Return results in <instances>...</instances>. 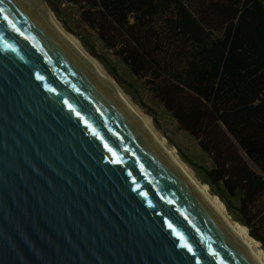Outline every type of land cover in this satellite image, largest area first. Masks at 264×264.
<instances>
[{"label": "water", "instance_id": "obj_1", "mask_svg": "<svg viewBox=\"0 0 264 264\" xmlns=\"http://www.w3.org/2000/svg\"><path fill=\"white\" fill-rule=\"evenodd\" d=\"M0 264H264L34 0H0Z\"/></svg>", "mask_w": 264, "mask_h": 264}, {"label": "trees", "instance_id": "obj_2", "mask_svg": "<svg viewBox=\"0 0 264 264\" xmlns=\"http://www.w3.org/2000/svg\"><path fill=\"white\" fill-rule=\"evenodd\" d=\"M47 2L126 93L145 108L146 86L197 141L202 162L170 139L264 250V0Z\"/></svg>", "mask_w": 264, "mask_h": 264}, {"label": "rangeland", "instance_id": "obj_3", "mask_svg": "<svg viewBox=\"0 0 264 264\" xmlns=\"http://www.w3.org/2000/svg\"><path fill=\"white\" fill-rule=\"evenodd\" d=\"M49 6V4H48ZM61 7L62 9V15L63 17H65V19H67L69 21V23L72 24L73 27H75V29H80L81 30V26L79 23V11L76 9V7L74 5H69L68 3L64 2L62 3ZM50 8V6H49ZM51 9V8H50ZM52 10V9H51ZM53 12V11H52ZM54 13V12H53ZM55 15V13H54ZM56 17V15H55ZM57 21L60 23V25L70 34H72L76 39L79 40L80 44L82 45V47L84 48V50L90 54V56H92L95 60H97L100 65L103 67V69L108 73V71L106 70L105 66L98 60V58H96L94 55H92L86 48L85 46L82 44L81 40L74 35L72 32L68 31L65 27L63 22L58 19L56 17ZM98 44V48L101 49V43H97ZM109 74V73H108ZM110 75V74H109ZM111 76V75H110ZM116 83L119 85V87L124 91V89L120 86V84L117 82V80L111 76ZM140 82L141 81H137ZM142 89V95H143V103H145V105H147V107H143L141 105V103H138L136 100H134V98L126 93L127 96L131 99V101L134 103V105L144 114L148 117V119L150 120L154 130L165 140V142L175 151V153L178 155V157H180V159L186 164V166L192 171V173L194 174V176L196 177V179L199 181V183L206 189V191L209 193V195H211L225 210L226 212L229 214L230 218L232 219V221L241 229V231H243V234L245 235V237H249L248 235V228H245L246 231L244 229H242L240 226V224L233 218L232 214L227 210V208L224 206V204L215 196L211 193V189L210 186L206 185L203 183V181L200 179L198 172L196 169H194L192 166H190L185 160H183V158L181 157L178 148L172 144L170 142V139L178 146L180 147L186 154L190 155V156H198L199 159H197L198 162H202V156H201V152H200V148L198 147L197 141L189 135V133L185 130H183L180 125L178 124V122L173 118V116L163 107V105L158 102L155 97L151 94L150 90L143 85ZM149 112V113H148ZM249 161V160H248ZM250 165L259 172V169H257V167H255L250 161H249ZM205 185V186H204ZM207 187V188H206ZM244 228V227H243ZM247 233V234H246ZM250 241L251 238H248ZM253 242V241H252ZM254 245L257 247L258 251L260 254H262V256L264 257V250L262 249V244L258 242V244H256L255 242H253Z\"/></svg>", "mask_w": 264, "mask_h": 264}, {"label": "bare ground", "instance_id": "obj_4", "mask_svg": "<svg viewBox=\"0 0 264 264\" xmlns=\"http://www.w3.org/2000/svg\"><path fill=\"white\" fill-rule=\"evenodd\" d=\"M40 4H42L54 17V19L56 20V22L59 24V26L63 29V31L75 42L77 43L83 50L84 48L82 47V45L80 44L79 40L76 39L72 34H70L69 32H67L61 25L60 23L57 21L54 13L52 12V10L49 8V6L47 4H43V2H41L40 0H34ZM85 51V50H84ZM86 52V51H85ZM87 53V52H86ZM88 54V53H87ZM90 56V54H88ZM102 69L103 67L100 65V63L95 60L92 56H90ZM104 70V69H103ZM105 71V70H104ZM106 72V71H105ZM107 73V72H106ZM108 74V73H107ZM109 75V74H108ZM110 76V75H109ZM111 77V76H110ZM112 78V77H111ZM113 79V78H112ZM114 80V79H113ZM115 81V80H114ZM116 82V81H115ZM118 85V84H117ZM119 86V85H118ZM138 109V108H137ZM139 110V109H138ZM139 112L143 115V117L150 123V125L152 126L150 120L148 119V117L146 115H144L140 110ZM153 127V126H152ZM154 129V128H153ZM158 134V133H157ZM159 135V134H158ZM160 136V135H159ZM161 137V136H160ZM161 139L165 142V140L161 137ZM165 144L167 145V147L172 151V153L175 155V157L178 159V161L182 164V166L190 173V175L194 178V180L198 183V185L209 195V193L206 191V189L199 183V181L196 179V177L194 176V174L192 173V171L186 166V164L180 159V157H178V155L175 153V151L165 142ZM210 198L216 203V205L220 208V210L222 211V213L225 215V217L231 222V224L237 229V231L242 235V237L245 239V241L249 244V246L252 248V250L256 253V255L262 260V262L264 263V257L262 256V254L259 253L257 247L254 245V243L252 241H250L247 237H245V235L243 234V231H241V229L232 221V219L230 218L229 214L226 212V210L211 196L209 195Z\"/></svg>", "mask_w": 264, "mask_h": 264}]
</instances>
